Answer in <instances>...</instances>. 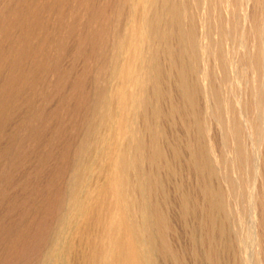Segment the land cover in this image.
Returning a JSON list of instances; mask_svg holds the SVG:
<instances>
[{
    "label": "bare ground",
    "instance_id": "obj_1",
    "mask_svg": "<svg viewBox=\"0 0 264 264\" xmlns=\"http://www.w3.org/2000/svg\"><path fill=\"white\" fill-rule=\"evenodd\" d=\"M216 1L226 23L204 0H128L89 161L73 172L41 264H247L245 257L227 263L225 240L217 237L227 235V226L238 234L249 213L255 153L246 141L264 144V19L250 27L254 38L247 43L238 19L243 0ZM241 80L251 98L245 116L236 97ZM175 93L182 104L170 102L165 113L160 104ZM177 116L186 137L168 138L162 120L173 130ZM209 121L221 132L222 152L211 149ZM171 194L179 234L169 217Z\"/></svg>",
    "mask_w": 264,
    "mask_h": 264
},
{
    "label": "rangeland",
    "instance_id": "obj_2",
    "mask_svg": "<svg viewBox=\"0 0 264 264\" xmlns=\"http://www.w3.org/2000/svg\"><path fill=\"white\" fill-rule=\"evenodd\" d=\"M204 1L211 4L214 18L219 17L223 23L229 20L219 2ZM127 3L128 0H0V264H41L55 237L73 172L89 161L87 148L97 132L98 104L109 90V72L129 19ZM238 19L244 41L251 43L254 32L250 27L264 19V0H243ZM239 84L238 110L245 116L243 105L251 98L246 95L244 81ZM176 94L160 104L165 113L170 102L182 104ZM199 103L203 111L204 104ZM260 117L264 134V99ZM178 119L174 118L173 130L162 120L163 130L170 132H165L167 137H186ZM211 123V149L219 153L223 150L221 132ZM142 125L138 120L136 129L141 130ZM248 139L246 149L255 153L254 173L248 182L249 213L244 212L238 234L227 226V235L216 237L219 235L221 244L225 240L222 256L227 263L234 257H245L247 264H264V144L257 146ZM164 143L161 149L167 153ZM170 157L175 166L177 161L169 154ZM163 176L165 172L160 171L162 179ZM174 198L171 194L169 217L180 232ZM197 229V236L203 238V228Z\"/></svg>",
    "mask_w": 264,
    "mask_h": 264
}]
</instances>
